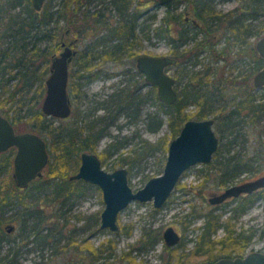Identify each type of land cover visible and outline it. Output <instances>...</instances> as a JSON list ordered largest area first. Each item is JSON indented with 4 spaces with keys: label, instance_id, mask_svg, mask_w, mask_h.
I'll return each mask as SVG.
<instances>
[{
    "label": "trees",
    "instance_id": "trees-1",
    "mask_svg": "<svg viewBox=\"0 0 264 264\" xmlns=\"http://www.w3.org/2000/svg\"><path fill=\"white\" fill-rule=\"evenodd\" d=\"M52 1L50 0L46 8L39 13L32 5V0H16L15 4L17 6L21 4L23 6L24 3V12H22L23 14L21 12L15 14L9 27L6 28L7 31L0 35L1 39L8 42L12 39V43L6 47L0 45V74L5 76L7 68H5L4 63L7 62L8 68L16 71L13 77L7 79V81L10 82L16 78L18 82L17 86L11 89L5 88L3 84V92L8 95L0 100V108L6 105L9 106L4 113L14 123H19L23 119L28 120L31 124L30 131L40 134L46 140L50 155L46 174L33 181L26 187L24 192L20 191L19 187L14 184V179L10 178L13 153L7 152L0 156V240L10 234L4 230L2 225L13 220L21 221V228L29 231L28 236L33 235L34 238L41 237L44 240L50 238L52 232L58 229L57 226H61L62 229L66 227L71 219L66 215L73 204L70 200L73 198L75 200L80 199L81 195L85 196L91 186H95L100 190L97 185L88 184L84 180L75 181L70 179V175L76 173L79 169L81 153L97 150L99 141L108 132L107 127L121 111L134 108L137 110V114L140 112L138 107L140 86L119 89L118 92L110 94L107 103L103 102L105 104L97 105L92 112L83 113L78 108V112L71 121L66 123L62 121L56 126L52 123L53 117H48L37 108H31L33 100L34 103L39 102L43 95V88L46 83L45 75L50 72L51 59L49 57L56 49L54 45L57 27L53 16ZM153 1L157 5L158 1ZM184 1L186 2V10L190 11L196 20L202 22V27L197 28L190 26L191 23L181 22L180 18L182 19L184 13L181 15L174 14L173 18L180 21V25H182V28H179L177 38L173 40L175 43L177 41L180 43L189 37L195 38L198 33L203 31V46L212 50V44L206 40L212 37L213 34H221L222 37L226 36L229 40L234 37L241 46L239 49L240 60L246 58L251 63L253 61V71H258L264 66V60L259 56L257 50L251 46V38L256 40V38L264 35V25L258 27L255 23V20L263 18L264 24V0H241L240 5L228 13L216 9L218 0L216 3L214 0ZM92 2L93 0L59 1L63 5L58 13L60 17L67 16L68 7H71V4L74 5L73 15L75 20L73 22L76 29L82 32V36L88 29H100V33H102L92 44L85 46L82 53L83 63L74 70L70 78L68 90H71V100L76 101L79 107L86 95L84 87L101 74L99 70L94 71L95 60L102 58L117 63L122 62L127 56L136 58L142 39L150 38L152 33L159 38L166 39L167 43L171 40L169 16H162L160 23L152 28L151 23L140 22L143 12L139 11V6L133 11L134 14H129L126 12V8L131 5L130 1L112 0L115 20L111 22L102 13L103 11L98 10V8L93 9V12L89 10L88 5H91ZM79 22H82V24H79ZM94 25L100 26V28H96L97 26L92 28ZM42 41L53 42L54 44L40 47ZM16 53H19L18 61L9 63L7 59L9 60L10 55ZM244 55L246 57H243ZM42 58L46 60V66L38 74L37 70L34 71L32 68L36 61ZM170 68L168 67V71ZM213 71H197L189 70L185 66L181 67L176 74L180 89L177 102L167 105L160 101L157 94L154 93V97H156V105L159 111L164 112L167 116V124L171 130L170 137L172 140L180 133L181 127L187 120L205 119L210 114L214 116L213 126L216 128V133L220 139L219 149L213 155L212 162L205 165V169L201 170V175L205 180L204 183L208 182L209 179H213L218 181L220 187L225 188L242 173H251L254 176L260 171L258 167L254 166L253 158L248 157L246 152H243L245 147L236 151L234 146L238 143L241 129L246 128L248 125L258 127L260 123L262 125L260 124L261 129L260 127L259 129L262 130V127H264V94L255 95L247 87L240 88L239 82L229 83L226 81L227 79H224L221 83L213 84V80H211ZM129 72V70L125 71L126 74ZM136 75L140 76V84L145 81L141 73L136 72ZM182 78H187V82L183 83ZM242 82H244V85L246 84L245 80ZM34 84H38V87L33 90L38 93L37 96L34 95L35 93L31 96ZM230 86L233 87L235 90L233 93L236 92V94L232 99L227 100L225 92L227 87ZM262 92H264V88ZM191 103L198 107L194 115L185 111L187 105ZM113 106L115 109L112 108ZM98 108L108 112V116H100L97 119L91 118ZM157 118L156 124H149L148 126L151 131L159 130L164 123V118H160L159 115H157ZM147 119L150 121L151 116L148 115ZM100 123H103V126L99 127ZM229 135H234V139L221 143ZM124 145L125 142L122 141H110L100 153L102 165L107 164L106 160L110 159L113 154H118L113 160L116 169L118 166L123 167L124 165L132 167L136 163L133 160H136L137 156L142 155V153L153 154L162 148L160 143L143 140L141 146L132 147L129 150L130 152H119ZM257 146L256 155L258 156L264 148V141L261 139ZM233 150L234 152H232ZM164 158V161L160 159V161H163V166L166 162V156ZM162 173L163 170L160 174ZM151 177L149 176L148 179ZM78 183H81L80 187L73 186ZM258 198H264V189L251 194L249 198L245 197L237 200L236 205L230 208V215L225 219H223V213L219 214L213 210L205 213L202 224L197 226L199 233L193 240L194 246L192 248L187 249L188 240L183 237L176 247L163 245L164 250L168 253V259L164 264H188L191 258L200 256H204L205 264H208L222 257L243 256L256 231L252 228L246 229L243 226L237 229L233 219L245 212ZM48 203L50 208L54 209L53 213L56 221L55 219L52 220L47 228L45 224L49 220L45 216L47 210L43 206ZM13 205H21V211L5 216L6 209ZM66 205L67 209L64 210L63 207ZM58 209L61 210L60 213H58ZM155 211H158V209ZM200 216L202 214L199 213L198 215L196 210L184 215L182 220L184 229L187 230ZM75 217L78 221L82 220L80 215ZM31 218L33 223L29 224ZM60 219L64 221L58 225ZM99 221L100 219L95 221L96 228L99 227ZM83 225L85 227L87 223ZM221 228L225 234L221 238H216L217 232ZM123 229H126L127 233L130 234L132 228L125 226ZM162 240L163 237L159 230H145L141 237L134 244H131V249L123 253L122 259H127L128 264H147L142 259L138 260L136 256H133V252L136 250L147 252L149 249L156 247L157 243ZM116 244L115 238H108L95 248L85 239L79 246L89 250L90 255L96 262L100 259L113 257ZM179 248H181L180 251ZM8 257L9 255L4 257V263L2 264H8L5 261ZM13 259L14 257H12V261Z\"/></svg>",
    "mask_w": 264,
    "mask_h": 264
},
{
    "label": "rangeland",
    "instance_id": "rangeland-1",
    "mask_svg": "<svg viewBox=\"0 0 264 264\" xmlns=\"http://www.w3.org/2000/svg\"><path fill=\"white\" fill-rule=\"evenodd\" d=\"M58 1L59 0L54 1L55 4L53 5V11L56 9ZM111 1L112 0H93L91 5H88V7L92 12L95 8H103L108 19L113 22L115 20V13L111 11L114 6ZM128 1L131 2V8L133 10L139 6V11L145 12L142 19H140V22H145V24L151 23L152 28L157 26L160 23L159 21L162 16H164V6L160 4L156 5L153 0ZM15 2L16 0H0V35L7 31L6 28L9 27V24L12 22L15 14L24 12V3L23 6L22 4L17 6ZM48 3H50V0H47L46 5ZM240 3L241 0H228L219 3L216 6V9L222 11L223 13H227L238 7ZM181 7L183 8V6ZM84 8L85 6L83 9ZM262 20L263 18L255 20L258 27L264 25ZM79 24H82V22H79ZM97 38L98 35L94 33V30L88 29L85 32V39L82 41L81 47H84L85 43H92ZM253 41L255 42V39H253ZM11 43L12 39L8 42L0 38V45L2 44L3 47H6ZM40 44V47H44L51 46L54 43L42 41ZM54 47L56 48V46ZM169 49V43H167L166 39L159 38L152 33L150 38L142 39L137 53L145 55L150 54L159 57L162 55H169ZM17 58H19V53L12 56L10 55V59H7V61L9 63H15L18 61ZM40 60H37L32 68L34 71L37 70L38 74H40L42 69L46 66V60L43 58ZM135 63V58L130 56L125 57L122 62H101L100 67H102L103 70L100 71L101 74L97 76L95 80L90 81L84 87L86 95L83 102L80 104V107L78 106V103L72 99L73 112L71 116L66 120L53 117L54 119L52 120V123L56 126L62 121L65 123L69 122L74 118L76 112H78V108L83 113L92 112L97 105L107 103L110 94L118 92L119 89L135 88V86H140V99L138 101V107L140 108L139 114L136 113L137 110L134 108L121 111L107 127V134L101 138L97 150L94 152L98 154L100 158V153L107 147L110 141L115 140L125 142V145L121 148V150H119V152L122 151L125 153L130 152L129 150L132 147L141 146L143 140H148L157 144L160 143L162 148L158 149L159 151H156L153 154L142 153V155L137 156L136 160H133L136 163L132 167L124 165V167L128 169L130 186L132 189L137 190L144 187L149 176L154 177L155 175H160L161 170H163L162 168L164 167L163 159H165V156L167 157L168 146L172 139L170 137L171 130L167 124V116L164 112L159 111V108L156 105V97H154V93L157 94V87L151 84L147 85L145 81L140 84V76H137L135 72ZM36 65H38L37 68H35ZM4 66L7 70L5 71V76L0 74V100L6 98L8 95L3 92L4 86L5 88L11 89L15 88L18 84L16 78L12 79L10 82L7 81V79L9 80L13 77L16 71L9 69L7 62L4 63ZM71 68H73V66H71ZM188 69L192 70L191 68ZM128 70L130 71L128 74L123 73ZM172 70L173 69L170 68L168 71L170 75L173 74ZM246 70H248V66H245L244 69V72L248 73ZM49 73L50 72L45 75V78L49 76ZM226 74L227 73H225V75ZM182 82H187V78H182ZM37 87L38 84L33 85L31 96L35 93L33 90ZM45 89L46 85L44 84L43 95L39 102L36 101L34 103L33 100V103L31 104L32 109H41L42 99L46 94ZM262 90L263 88H259L257 90L259 96L264 94ZM233 91L235 90L232 86L227 87L225 92L227 100L232 99L234 94H236V92L233 93ZM34 95L37 96L38 93H35ZM8 107V105L1 107L0 114H5L4 112L8 109ZM112 108H114V106ZM197 109L198 107L194 103H191L187 105L185 111L194 115ZM148 115L151 116L150 121L147 119ZM157 115H159L160 118H164V123L159 130L151 131L148 126L149 124L154 125L157 123ZM100 116H108V112L98 108L95 111V115L91 116V118L97 119ZM209 117L214 118L212 114H210ZM260 124L258 127L248 125L246 128L241 129V135L237 140L238 143L234 146V150L236 151L245 147L243 152H246L248 157L253 158L252 161H254V166L258 167L260 171L254 176L251 173H242L234 182H230V184L248 181L264 174V148L258 154L259 157L256 155L259 141L261 139L264 141V127L260 130L262 125ZM101 126H103V123H100L99 127ZM30 129L31 124L26 119L17 123L18 131ZM214 129L216 132L215 127ZM233 139L234 135H229L227 138L223 139L221 143H226L228 140ZM234 150L232 152H234ZM117 155L118 154H113L110 159L106 160L107 164L103 165L105 170L111 172L116 169V167H114L115 164L113 163V160ZM160 159L163 161H160ZM204 166L205 164H196V166H193L186 171L173 190L172 195L166 201L165 206L156 208L154 207V204H152V201L143 203L134 200L130 203L129 206L118 215L119 217L117 222L120 227L118 231L112 232L108 228H100L101 218L98 216H100L105 204L102 192L100 194L101 190H98L95 186H91L88 194L85 196L81 195L80 199L75 200V198H73L74 200H70L73 204L70 207V211L66 212V215L71 218L69 223L63 229L61 226H57L58 229L52 232L48 240H44L41 237L34 238L33 235L28 236L29 231L21 228L20 220L10 221L15 224L16 232L13 234H7V237L0 240V264L4 263L3 259L8 255V259H5L8 264H128L127 259H122V255L126 250L131 249V244H134L145 230H159L162 235L168 226H172L180 235H182L183 238L188 240L187 249L192 248L194 246L193 240L199 233L197 226L202 224L203 215L210 210H213L219 214L223 213V219H225L230 215L231 206L235 205L233 200H230V203L228 202L226 204L219 205L212 204L208 201L211 194L219 193V191H221L224 187H220L218 185V181L213 179H209L208 182L204 183L205 180H203L201 175V170L205 169ZM117 168H122V166H118ZM46 172L47 168L44 170V174H46ZM11 177L12 171L10 178ZM73 186L80 187L81 183L74 184ZM19 189L22 192L25 190L23 188ZM67 205L63 207L64 210L67 209ZM43 207L47 210L45 216H47L49 222H47L45 226L48 228L51 221L55 219V215L53 213L54 209L50 208L49 203ZM156 209H158V211H155ZM193 210H196L198 215L201 213L202 216H200L199 219H196L194 224L186 230L184 229V224H182L183 216ZM6 211L5 216L13 215L17 213V211H21V205H13L8 207ZM60 211L61 210L58 209V213H60ZM77 215L82 217L81 221H78L75 217ZM96 219H100L98 228H96L95 225ZM63 221V219H60L58 225H60ZM233 221L235 222L237 229L243 226L246 229L252 228V230L254 229L256 231L251 244L246 248L244 254L253 252L254 250L264 252V198H258V200L255 201L245 213L235 217ZM32 223L33 220L31 218L29 224ZM86 223L87 225L84 227L83 224ZM5 225L6 223H4L2 227ZM125 226L132 228L130 234L127 233L126 229H123ZM217 233L216 238H221L225 234L222 228L219 229ZM108 238H115L117 242L115 254L113 257H108V259L104 258L95 262L93 257L90 255L89 250L79 246L83 240L87 239L92 247L96 248ZM66 244L68 246L65 247L64 245ZM163 245L164 241L162 240L157 243L156 247L149 249L147 252H139L138 250L134 251L133 256H136L138 260L142 259L147 264H164L168 259V253L164 250ZM180 249L181 248H179V251ZM12 257H14L15 260L13 259L12 261ZM190 260L191 261L188 264H205L204 256L191 258Z\"/></svg>",
    "mask_w": 264,
    "mask_h": 264
},
{
    "label": "water",
    "instance_id": "water-1",
    "mask_svg": "<svg viewBox=\"0 0 264 264\" xmlns=\"http://www.w3.org/2000/svg\"><path fill=\"white\" fill-rule=\"evenodd\" d=\"M165 5L172 0H157ZM45 0H32L36 10H40ZM255 50L264 60V35L256 38ZM73 51L66 48L60 55L52 57L51 73L46 78V94L43 99L42 112L51 117L66 119L72 114V101L68 90L69 64ZM172 62L168 55L154 56L140 54L136 66L143 73L145 83L157 87V97L167 105L177 102L175 79L168 72ZM255 86L264 88V66L259 69L253 79ZM214 118L189 119L181 127L180 133L169 143L168 154L163 173L155 175L145 182L144 187L132 189L129 184V173L126 167L111 172L105 170L98 154L82 152L80 166L76 173L70 175L71 180L82 179L87 183L97 185L103 195L104 209L102 210L100 228H108L112 232L118 231V215L134 200L139 202L152 201L154 207L165 206L173 190L186 171L196 166L212 162L213 155L219 149V137L214 129ZM16 147L13 162V174L17 186L25 188L37 178H41L50 161L48 146L44 138L29 131L15 132L9 120L0 115V153ZM264 188V174L250 181L229 185L217 194H211L210 203L219 205L230 198ZM7 230L13 228L7 225ZM166 246H174L180 242V235L172 226L163 232ZM208 264H264V252L254 250L243 256L222 257Z\"/></svg>",
    "mask_w": 264,
    "mask_h": 264
},
{
    "label": "flooded vegetation",
    "instance_id": "flooded-vegetation-1",
    "mask_svg": "<svg viewBox=\"0 0 264 264\" xmlns=\"http://www.w3.org/2000/svg\"><path fill=\"white\" fill-rule=\"evenodd\" d=\"M54 1L55 0H53V2ZM59 1L56 4V9L54 10V13H53L54 19L56 21V27H57L56 42L54 45V46H56V49L53 52L52 56L50 57L51 61H50V65H49V70H50L51 64H52V57L54 55H60L66 48L70 47V49L73 51V56H72L73 59L70 62L69 67H68V69H69V78L68 79H69V83H70V80H71L70 78L72 77L74 70L77 67H80L83 63L82 61L84 59L82 57L83 56L82 53L85 49V46L92 44L94 41L92 43H89V44L85 43L84 47L83 46H82L83 48L81 47V45H82L81 43L85 39V34H84V36H82V32H80V30H77L76 26L74 25V22H73L75 20V16L73 15L74 5L71 4V7H68L67 14H66L67 16H61L60 17V16H58V13H59V11H61V9H62L61 7L63 5H61L59 3ZM214 1L216 3L217 0H214ZM220 1L224 2V1H228V0H218L216 5L221 3ZM46 2H47V0H45V2L42 5L43 7L40 10H36V9L35 10L39 13L41 11H43L46 8ZM54 4H55V2L53 3V5ZM163 6L165 8L164 16H167V17L169 16L168 22L170 25L171 40L169 41V48L170 49H169V53H168L169 55L168 56L171 57V59H172V62L170 63L169 68L171 67L173 69L172 70L173 74H171V75L175 79L174 85H175V89L177 91V96L180 93V89H179V85H178L179 79L177 78L176 74L180 71L181 67H184V66L186 68H191V69L197 70V71L198 70H205L206 72H208L209 70L213 71V69H214L213 74L211 76V80H213V84H217L218 82L221 83L222 81H224V79L225 80L227 79L226 81L229 83H234V81L239 82L240 88L247 87V89L250 92L255 93V95L258 94L257 90L259 88L256 87L255 82H253L254 76L257 72V71H253V67H252L254 65L253 61L251 63L248 60L249 61V63H248L246 58H245V60H243V58H242V60H240V56H239L240 50L239 49L241 46L238 44V41L234 37L229 40L226 36L222 37L221 34H213L212 37H210L206 40L207 42L212 44V46H213L212 50H211V48L209 49V48H205L203 46V43H204L202 41L203 37H204L203 31H201V33H198V35L195 38L189 37L188 39L181 41L180 43L178 41L175 43L173 40L177 38V36L179 34V32H178L179 28L180 27L182 28V25H180L181 20H182L181 22L184 21L186 24L191 23L190 26H195L197 28L202 27V22H199L198 20H196L192 16V13L190 11L186 10V2L184 0H172L170 2H167V4H165ZM181 6H183V8ZM236 8H234V9H236ZM126 9H127L126 10L127 13L134 14V12H133L134 10L131 8V5L129 7L127 6ZM98 10L103 11L102 13L105 14V10H103V8H99ZM111 11H113V10L111 9ZM147 12H149V11H147ZM182 13H184V15L182 16V19L180 18V21L175 20L173 18L174 14L175 15H179V14L181 15ZM144 14H145V12H143L142 16ZM105 16L107 17V14H105ZM91 22H93V21H91ZM95 26H97V25L92 26V28H94ZM96 28H100V26H97ZM100 32H101L100 29H97V30L94 29V33L96 35L100 36L99 34H102ZM252 41H253V38H251V46L253 48H255V42L254 41L252 42ZM139 55L140 54H138V56ZM138 56L135 58L136 63H137ZM243 57H246V56L244 55ZM105 61H111V60H103L102 58L95 60V64H94L95 66H93L94 71L96 72V70H99V71L103 70V68L100 67V63L101 62L103 63ZM195 61H197V62L194 63ZM136 63H135V66H136ZM40 66H41V64H40ZM71 66H73V68H71ZM245 66H248V70H246V71H248V73L244 72ZM35 67L37 68L38 65H36ZM198 68H200V69H198ZM251 69H252V71H251ZM135 72L141 73L143 76V73L139 71L137 66H136ZM50 73H51V70H50ZM50 73H49V75H50ZM123 73H125V71ZM225 73H227V74L225 75ZM46 78H45V80H46ZM144 80H145V78H144ZM243 80H245V82H246L245 85H244V82H242ZM248 82L250 85L248 84ZM248 87H250V88H248ZM68 88H69V84H68ZM69 94H70V90H69ZM178 98H179V96H178ZM43 99H42V101H43ZM70 99H71V96H70ZM42 104H43V102H42ZM72 105H73V101H72ZM40 110L42 112V105H41ZM71 111H72V109H71ZM0 115H4L9 120L10 124L14 126L15 132H17V133H22L24 131L32 132L30 130L18 131L17 130V123L12 122V119L10 117H8L6 114H0ZM48 117H51V116H48ZM69 117H67L66 119H68ZM66 119H63V120H66ZM32 133H34V132H32ZM46 145H47V142H46ZM16 150H17V148L14 146V147L9 148L8 150L0 153V156L3 153H7V152L13 153L12 154V157H13L12 158V166H11L12 174H13V168H14L13 167L14 155L16 153ZM261 175H263V174H261ZM257 177H260V176H257ZM257 177H255V178H257ZM255 178H253V179H255ZM79 180H82V179H79ZM79 180H75V181H79ZM250 180H248V181H250ZM14 182H15V180H14ZM242 182H245V181H242ZM233 184H239V183H233ZM15 185H17L16 182H15ZM230 185H232V184H230ZM19 188H21V187H19ZM225 188H223L221 191H224ZM23 189H25V188H23ZM262 189H264V188H262ZM262 189L255 191V192H252L251 194L256 193V192H260V191H262ZM221 191H219V192H221ZM251 194L243 193L239 197L230 198V199L225 200L224 202L219 203V204H226L228 202L230 203V200H233L235 202V205H236L237 200H241V198H245V197L249 198L251 196ZM208 200H209V198H208ZM247 209H246V211H247ZM245 212H243V213H245ZM8 224L13 225V228L10 231H8L6 228ZM4 230L6 232H9L10 234H13L16 232L15 231L16 226L14 223L10 222L4 226ZM181 239H182V237H181ZM163 241H164V239H163ZM164 245H165V243H164ZM176 246H178V244L174 245V246H170V247H176Z\"/></svg>",
    "mask_w": 264,
    "mask_h": 264
}]
</instances>
